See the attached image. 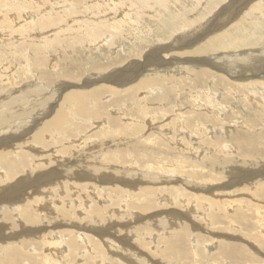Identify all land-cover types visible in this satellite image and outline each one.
Masks as SVG:
<instances>
[{
  "label": "rangeland",
  "instance_id": "rangeland-1",
  "mask_svg": "<svg viewBox=\"0 0 264 264\" xmlns=\"http://www.w3.org/2000/svg\"><path fill=\"white\" fill-rule=\"evenodd\" d=\"M95 1L97 2V0H0V36H2V39H0V100H2L4 96H8V98L20 97L23 93L31 90L33 93L27 94H32L33 96L30 97V99H25V101L27 104L34 105H30L28 109L24 110L17 109V112L21 114L31 109V113H29L38 118L32 123L28 122L25 124L24 129L21 127L12 130V132L5 130L10 125L0 127V144L2 143L0 152H3L2 155H5L0 157V188H5L6 192L10 193L12 190L11 187H9L11 180L13 181L14 179L15 181L18 176L22 179V176L25 175L26 180L38 171L48 172L51 170L50 172L53 173V180L57 182H50L51 185L47 184L48 186H40V184H38V193H35V195H33L34 192L32 190L34 186H32V188L25 187L26 192L29 191L26 197H30L26 198V200L30 204L27 203V201H24V204L22 203L19 206L11 204V202L22 195V193L18 191L15 192L14 198L8 197L4 201L3 197L0 201V214L2 215L0 223L2 222L7 225L4 235L9 238L10 236L14 237L15 235L16 237L20 235V233H25L19 236L15 243H10L13 247L9 249V255H14L15 251H22L24 253V255L17 254L18 261L16 264H32L31 260L41 259L38 254L41 257L48 254V257L50 256L49 258L53 260L54 264H63L64 261H66L67 264H101L102 262V264H127L128 261L126 256H130V252H137L142 255L146 254V258L150 259H152L157 252L159 256L154 257V261L160 262V259H163V262L170 263L172 261V264H264V257H261L259 253L262 252L264 254V197H262L264 196V193H262V190H264V179L263 183L261 182L260 184H256V181L253 182L252 179L254 178L249 182L244 179L240 180V172H238V170H241V168L239 166V168L233 169L231 173H226L223 176H219L220 174H218L215 177L209 174L210 172H207L208 170L206 168L190 167L195 161L198 162L200 166L203 165V167L211 166V162L215 163L217 159L212 158L207 152H204V154L197 152L204 151L206 147H212L210 149L216 150V147L218 148L219 146L217 144L219 143L231 144L232 152L229 151L226 153L217 149V154L229 158L237 157L243 160V156H246L245 154L247 152L241 151L239 147L240 143H238L240 139L236 138L238 134L240 136L249 134L252 135L253 138L255 137V141L250 142V144L255 145L260 143V151L263 155L264 97L262 94L258 93V91L253 89V91H249L247 87H238L237 89V86L229 80L230 78L222 81L224 72L220 73L216 69H213L215 70L213 71L211 65L207 66V64H205L207 66L206 68L214 73L212 76L203 68L202 70L205 71L204 75L205 73L206 75L202 76V78L196 77V79H193L197 72L195 69H189L183 72H171L169 74L172 76H168L171 79L166 78L165 81L160 79V87H155L153 92L149 90L150 92L148 93H144V90L141 89L127 93L128 90L125 91L123 87L121 88L117 85L119 89L118 95H116V101L113 100L115 99L114 96L108 97L107 94L101 96L103 105L99 110V116L86 118L78 115L79 113L77 112L75 113L76 115H73V107H71L70 104L64 105L63 101V96L68 93V91L72 89L74 91L84 90L85 92L92 91L99 87V85H106L105 87H110L111 84L114 85V82L110 83L106 80L102 85L101 83L93 85L90 90H87L88 86H84L85 84H90L91 78L97 77V80L106 79L110 70L124 67L125 64H128L130 61H137L140 63L145 61L148 58L147 53L150 50V58L154 56V53H156V55L160 54L158 60L164 57L169 58L166 56L165 52L162 53L160 51L158 44L168 41L172 42L173 38L177 36L179 32V29L178 31L174 30L179 26L177 21L174 20L175 22L173 25L168 23L167 18L158 19L156 14L154 13V15L150 9H143L145 7L138 8L133 0H104V3H101L99 7L95 6ZM180 1L181 0H178L177 2ZM183 1L188 3L192 0ZM193 1L198 3L194 6L195 10L188 8V10L185 9L181 13V18L184 17L189 20V25L187 27L189 28L188 30L191 29L189 34L192 30L200 28L201 26L199 25L213 18L212 23L215 24L213 30H226L227 32L225 31L224 33L226 35L236 34V36L244 35L242 37H245V35H249V33H254V27H257L256 33L259 34V40L255 38V43L257 45L242 46L241 48L238 46L239 49H231L234 51H232L233 54H239L242 49L256 51L262 47L264 43V27L262 29L261 26H263L264 22L259 14L250 15L257 18H253V20L259 21L257 26H240L239 28L236 26V29L235 26H233L236 22L240 24L238 21H244L245 24L250 21V19L244 20L245 16L239 14L242 10L237 14L234 13V10L237 11V7H243L242 0H223L218 4V0ZM177 2L174 3L177 4ZM206 2H208L209 5ZM210 2L218 6L212 7L214 5ZM92 4L95 7H93ZM228 4L232 5H230L227 10H222V6H228ZM198 10L199 13L196 14ZM12 19H14L15 22ZM178 19L179 18L176 20ZM16 22L19 23L16 24ZM212 23H209L210 26H212ZM97 25L104 26H100L96 34L90 36L91 33L89 32L96 28ZM196 25L199 27L196 28ZM18 26L21 27L19 28ZM113 26H116V28ZM183 28L186 27H182V30H184ZM187 28L185 30H187ZM223 28L225 30H223ZM235 31L237 33H235ZM139 32L141 33L138 34ZM5 33L8 34V37ZM110 49H113L114 52ZM184 50L176 52V55L191 51ZM133 51L136 52V55H133ZM205 57L213 58L210 57L209 53H206ZM261 60L263 59L261 58ZM141 64H145L146 66V62ZM24 67H26V69L28 68L27 71ZM178 74L179 76L182 75L181 77L186 76V81L179 80ZM224 74L228 77V74ZM230 75L233 76L234 74ZM114 76L119 79L118 74L110 75L111 78L113 77V79L117 81V78H114ZM225 76L223 79H225ZM128 79L129 78H126L125 83H127ZM224 82H227V84ZM61 83L64 84L60 87ZM69 84H76L77 86L69 87ZM36 85H40V89H38ZM231 87L236 90V92L234 91L235 93L232 91L234 94H231ZM24 89H28V91L23 92ZM18 100L17 102L20 103ZM36 100L43 101L41 105L38 106L35 105L38 104ZM7 101L8 99L5 104ZM29 101L31 102L29 103ZM90 106L99 107L97 101L91 102ZM57 110H61V113H63V115H61V121L62 119H66L62 121L64 122V132H60L61 129H58V125L53 124L54 126L50 125L47 128L48 131L47 129L44 130L45 134L43 133V138H41V140L32 139L31 135L37 132L42 124L50 119L52 115H55L54 112ZM23 117L24 116H19V119ZM176 118L183 123H178L179 128L183 127L182 130H180L181 128L175 129ZM200 120L203 122L202 125ZM137 123L142 125V130L140 126L137 127ZM15 124L13 127L16 126ZM115 124L117 128L116 133L107 135V129L109 127L114 129L113 126ZM198 127L199 129H195ZM133 128H135L137 132ZM174 129L176 131L178 130L181 134L184 133V136L187 134L185 137L188 139L194 136L195 141L193 142L196 144H189L186 138L184 140H187L186 142L183 141L180 144L175 143L176 139L171 137L173 134L171 135L170 132ZM4 130L5 132H3ZM189 130L192 133H189ZM130 132H133V134H130ZM165 135H167V137L170 135V137L167 138ZM118 140L133 143L132 145H134V148L137 140L140 142L139 144L142 143V145L135 154L133 153L134 150H121L116 152V162H114V165L116 164L115 166L120 168L119 170H122V168H130L133 172V178L132 175L126 176L129 172V170L126 169L123 175H121V182H113L116 187H114L115 185L111 186V183L99 185L93 177H82V179L77 176H69L66 177V179L64 177L65 175H58L54 170V168L57 169L62 161H72L76 159L75 164L79 166H84L88 162L97 164L95 156L88 153L89 149L99 142L103 145L105 142L112 143V141L117 142ZM151 142L154 143V147L164 148L168 153L162 154L161 156L157 154L154 156H152V154L147 155L145 150L150 146ZM181 144L185 145L182 146ZM189 148L195 151L191 159L189 157L184 158V156L189 155ZM174 153L177 154L179 158H175L176 155ZM261 153L255 154L254 158L251 160L255 161L259 158V163L261 160L264 162ZM181 154H184V156ZM108 156L109 158H115L109 153ZM180 159L183 161L185 167L181 166ZM19 160L21 163L17 162ZM14 162L18 164H14ZM4 163L9 166H13L14 164L12 171L17 178L15 176L10 178L11 175L8 174L9 169L6 170L3 166ZM106 164L112 165L113 163L108 161ZM215 165L216 164H214V166ZM171 168L176 171L172 172V170H170ZM260 168L264 172V166L262 165ZM14 169L16 170L14 171ZM190 169L197 170L199 174L190 171ZM222 170L223 168L214 171ZM248 170L251 172L250 169ZM261 170L257 169L253 171L252 174ZM149 172H155L158 175H174V177L167 179L166 177L160 178L159 176L157 181L152 183V181H145L149 179L145 177ZM250 175L248 174L247 176L250 177ZM181 178L187 179L188 181L191 180L192 183L195 182V184L196 181H201L203 184L211 186L210 188L204 189L198 188L195 191ZM159 179L163 181V183ZM40 181L44 180L38 178L34 180V183ZM130 181H132V183ZM127 184L131 185L130 188L126 186ZM143 187L147 188L146 194L144 191L141 192ZM157 187L160 189H157ZM175 187L178 191L175 190ZM124 188L130 191L131 194L123 191ZM213 191L217 192V196L214 199L216 202H208L209 204L207 203V205H205L207 206V210H205L201 207V202L197 200L198 198L202 199L201 196L207 197V199L211 198V193ZM125 192L130 194V196L124 194L126 200L123 199V193ZM259 193L260 198L257 196ZM137 196L142 200V203L146 201L144 204L148 201V208H150V203L152 202L151 208L142 212L135 207L134 203L139 201V199L136 200ZM31 201H33L35 205L32 204L33 202L31 203ZM187 201L189 202L187 203ZM219 202L224 204L230 202L231 205L223 206V204L219 205ZM45 203L47 205H45ZM20 207H22V209L25 207V210L19 209ZM94 207L96 209H94ZM189 207L192 210L189 213H185L188 211ZM44 208L45 210H43ZM50 208L52 209L50 210L51 213L60 215H62L61 210H65L63 211L65 217L56 216L53 220L52 227L49 225L51 224L49 219L44 217L46 209ZM71 209L73 210L71 211ZM17 210L21 211L17 212ZM124 210H127L128 213L130 212V214L125 215L123 212ZM27 211L31 215L39 213L43 216L45 222H35L31 218H26L27 215V217L30 216ZM2 212L9 213L10 218L4 217ZM104 213L110 216L113 221L105 219V224L99 225L103 216H106ZM183 213L185 215H183ZM70 215L72 217H70ZM82 218L84 221L81 220ZM191 219L197 223L196 226H193V229L189 225ZM86 221L92 223L93 226H86ZM80 222H84L81 224L82 227L80 226ZM186 225H189V227ZM33 229L42 231V234L46 232L50 237H55V246L52 247L51 244H43L40 242L42 238L36 236L37 234H34L35 231ZM76 231L78 235H76ZM139 231H141V233ZM227 235H234L238 238L231 239L227 237ZM197 236H199V239H197ZM1 237L7 240L5 236L2 235ZM225 237H227L226 239L229 241L226 240ZM74 239L76 244L88 247L91 253L85 254L83 260L74 258L75 261L73 259L72 263L68 261L67 257H69L68 249L76 246L73 241ZM59 240L62 241L58 242ZM166 240L175 242L176 246L170 247L166 245ZM67 241L69 242L66 245ZM180 241L183 243L182 247L184 250L179 247ZM226 241L241 247L245 251L246 256L240 258L220 256V254H218L219 247L222 248L224 246L223 243ZM36 242L39 243L35 245L32 244ZM103 243L104 246L108 248H105ZM64 244L66 246H64ZM248 244L251 246L249 247ZM123 246H125V248ZM50 247L53 249L58 247V250H47ZM112 251L114 255H119V258L115 257ZM167 251L171 252L174 257L162 256L161 252L165 253ZM79 254H82V251H79ZM181 254L182 256L179 259L175 258V255ZM33 255L34 258H32ZM247 256L248 258H246ZM143 258L144 257L138 259V261L134 260L131 264H144L141 262ZM9 262L12 261L9 260ZM43 262L42 260V264H44Z\"/></svg>",
  "mask_w": 264,
  "mask_h": 264
},
{
  "label": "bare ground",
  "instance_id": "bare-ground-1",
  "mask_svg": "<svg viewBox=\"0 0 264 264\" xmlns=\"http://www.w3.org/2000/svg\"><path fill=\"white\" fill-rule=\"evenodd\" d=\"M28 1H30V0H28ZM178 0H176V1H174V0H133V2H134V4L138 7V8H143V7H145V8H143V9H146V8H148V9H150L151 10V12L154 14H156V17L158 18V19H161V18H167V20H168V23H170V24H173L175 21H177L178 23H179V26L176 28V26H175V28L176 29H174V30H177L178 31V29H179V32L177 33V36H175L174 38H173V41L172 42H170V41H168V42H163V43H161V44H158L159 46H158V48L160 49V51L163 53V52H165V54H166V56L167 57H169V58H166V57H164V58H161V60L159 59L158 60V58H160V54H157L156 55V53H154L153 55L154 56H151L152 58H150L149 57V54H150V51L147 53V59L145 60V61H143V62H141V63H145L146 62V66H145V64L144 65H142L140 62H137V61H130L128 64L126 63L125 64V66L124 67H121V68H115V69H113V70H110L109 71V75H108V77H106V79H101V80H97L96 78H91L90 79V84H85L84 86L85 87H87L88 86V88H87V90H90L91 89V87L93 86V85H96V84H100L101 83V85L104 83V81H108V82H110V83H112V82H114V85H112L111 84V86L109 87V86H107V87H105L106 85H104V86H100L99 85V87H97V88H95V89H93L92 91H85L84 92V90L83 91H80V90H72L71 89V91H68V93H64L65 95L63 96V101H64V105H69L70 104V106L71 107H73V115L77 112V113H79L78 115H81L82 117L84 116V117H86V118H92V117H96V116H99V110H100V108L102 107V105H103V103H102V95H104V94H107V96L109 97V96H114L115 97V99H113V100H115L116 101V95H118V89H119V87L118 86H120L121 88L123 87L124 88V90L126 91V90H128L127 91V93H130V92H134V91H137V90H144V93H148V92H150L149 90H151V92H153V89L155 88V87H160V82H161V80L160 79H162L163 81H165V79L166 78H169L170 76H172L171 74H169V73H171V72H183V71H187V70H193V69H195L196 71H192V72H196V74H195V77H193V79H196V77H201L202 78V76H205L206 75V73H205V75H204V72L206 71V72H208L211 76L214 74V73H212L211 72V70L210 69H208V68H206L208 65H211L213 68H211L212 70L213 69H216L217 71H219L220 73L221 72H224V73H226V74H228L227 76L228 77H226L225 76V74L223 73V75L225 76V79H223L224 78V76H223V78H222V81L223 80H226L227 78H230L229 80H231L236 86H237V89H238V87H241V88H248L249 89V91H253V90H255V91H258V93H260V94H262V96L264 97V43L262 44V47H260V49L259 50H241V52H239V54L237 53V54H233L232 53V51L233 50H231V49H236V48H238L239 49V47L238 46H240V48L242 47V46H252V45H254V44H256L255 43V38H258V40H259V37H258V35L259 34H257L256 32H257V27H254L255 29L253 30V32L254 33H249V35H245V37H242V36H244V35H242V36H236V34L235 35H226V34H224L225 33V29L223 28V30H225V31H222L221 29H219L218 31H214L213 30V27H214V23H212V20H213V18H211V19H208L205 23H203V24H201V25H199V26H201L200 28H198L199 26H197L196 25V28H198V29H195V30H192V32L189 34V32H190V30H188L189 28H187L188 27V25H189V20L188 19H186V18H181V13H182V11L183 10H185V9H187L188 10V8H190V9H194V6H196L198 3H195L193 0L191 1V2H184L183 0H181L180 2H177ZM223 0H218L217 1V4L218 3H221ZM234 1H236V0H234ZM39 2V1H38ZM96 2V1H95ZM174 2H177V4H175ZM242 2H243V7H237V11L236 10H234V13L235 14H237L238 12H240L241 10V13H239V14H241V15H243V16H245V19L244 20H246V19H250V21H248V23H246L245 24V22L244 21H238V22H240V24L239 23H237L236 22V24H233V26H235V29H236V26H238L237 28H239L240 26H257V23H259V21H257V20H253V18H256V17H252V16H250L251 14L253 15V14H259V16H261L262 17V21L264 22V0H242ZM2 3V2H1ZM34 3H35V1H34ZM101 3H104V0H97V2L95 3V6L96 7H99V5L101 4ZM170 3H171V5H170ZM206 3H208V2H206ZM211 4L213 3V2H210ZM32 4H33V1H32ZM94 4V3H93ZM92 4V5H93ZM217 4H214L213 3V5L214 6H212V7H215V6H218ZM242 4V3H241ZM35 5V4H34ZM208 5H209V3H208ZM220 5V4H219ZM230 5H232V4H230ZM229 4H228V6L226 5V6H222V10L223 9H225V10H227L228 8H229V6H230ZM33 6V5H32ZM94 5H93V7H95ZM126 6H127V4H126ZM142 6V7H141ZM6 7V6H5ZM35 7V6H34ZM200 8V7H199ZM247 8H248V10H247ZM104 9V8H103ZM195 10V9H194ZM193 10V11H194ZM91 11V10H90ZM192 11V10H191ZM220 11V10H219ZM30 12V11H29ZM150 12V11H149ZM185 12H187V11H185ZM197 13L196 14H198L199 13V10L198 11H196ZM154 14V15H155ZM234 14V15H235ZM30 15V14H29ZM132 15V14H131ZM215 15V14H214ZM213 15V16H214ZM232 15V14H231ZM30 16H33V15H30ZM94 16V15H93ZM108 16V15H107ZM236 16V15H235ZM256 16H258V15H256ZM156 17H155V19H156ZM8 18H9V16H8ZM7 18V19H8ZM12 18V17H11ZM31 18V17H30ZM95 18V17H94ZM177 18H179L178 20H176ZM209 18V17H208ZM1 19V18H0ZM31 19H33V18H31ZM90 19V18H89ZM110 19V18H109ZM193 19V18H192ZM191 19V20H192ZM230 19V18H229ZM257 19V18H256ZM258 19L261 21V19L258 17ZM6 20V19H5ZM13 21H14V19H12ZM94 20V19H93ZM111 20V19H110ZM175 20V21H174ZM194 20V19H193ZM201 20V19H200ZM220 20V19H219ZM197 21V20H196ZM198 21H199V19H198ZM231 21V20H230ZM15 22V21H14ZM45 22V21H44ZM100 22V21H99ZM103 22V21H102ZM194 22V21H193ZM212 23V26H210V24L209 23ZM247 22V21H246ZM17 23H19V22H16V24ZM125 23V22H124ZM190 23H191V21H190ZM207 24H209L208 26H206ZM20 25V24H19ZM174 25V24H173ZM100 26H104V25H97L96 26V28H94V29H92V27H91V31L89 32V33H91L90 34V36H92V34H96V32H97V30H99L100 28ZM221 26H223V25H221ZM225 26H226V24H225ZM259 26H260V24H259ZM11 27V26H10ZM19 28L21 27V26H18ZM84 27V26H83ZM113 27H115L116 28V26H113ZM174 27V26H173ZM182 27H186L187 28V30H185L186 28H183L184 30H182ZM242 27V28H243ZM262 27V29H263V27H264V24H263V26H261ZM68 28V27H67ZM103 28V27H102ZM194 28V27H193ZM182 30V31H181ZM213 30V31H212ZM238 30V29H237ZM241 30V29H240ZM247 30H248V28H247ZM247 30H245V31H247ZM264 30V29H263ZM212 31V32H211ZM227 32V31H226ZM239 32V31H238ZM242 32V31H241ZM100 33V32H99ZM141 32H139L138 34H140ZM208 33V34H207ZM235 33H237L236 31H235ZM243 33V32H242ZM1 34V33H0ZM23 34V33H22ZM228 34V33H227ZM5 35L7 36L8 34H6L5 33ZM15 35V34H14ZM88 35V34H87ZM137 35V34H136ZM176 35V34H175ZM262 35V34H261ZM5 36V37H6ZM89 36V35H88ZM151 36V35H150ZM206 36V37H205ZM2 36H0V39H2L1 38ZM4 37V38H5ZM8 37V36H7ZM6 37V38H7ZM251 37V38H250ZM5 38V39H6ZM20 38V37H19ZM8 39V38H7ZM6 39V40H7ZM17 39H18V37H17ZM24 39V38H23ZM264 39V38H263ZM9 40V39H8ZM89 40V39H88ZM257 40V41H258ZM5 41V40H4ZM262 41V40H261ZM3 42V41H2ZM21 42V41H20ZM23 42V41H22ZM14 43V42H13ZM107 43H108V41H107ZM17 44V43H16ZM20 44V43H19ZM260 44V43H259ZM18 45V44H17ZM257 45V44H256ZM5 47V46H4ZM152 47V46H151ZM253 47H255V46H253ZM157 48V49H158ZM251 48V47H250ZM6 49V48H5ZM191 50V51H189V52H184L185 50ZM228 49H230V50H228ZM253 49V48H252ZM110 50H112L113 51V49H110ZM180 50H184L183 52L184 53H182V54H180L179 53V55H176V52H179ZM223 51V52H216V51ZM111 51V52H112ZM3 52H4V50H3ZM114 52V51H113ZM211 52V53H210ZM234 52V51H233ZM206 53H209L210 54V57H213V58H207V57H205V54ZM185 54H187V55H185ZM199 54H201V55H199ZM133 55H136V52L135 51H133ZM195 55V56H194ZM132 56V55H131ZM27 57V56H26ZM128 57V56H127ZM123 58V57H122ZM126 58V57H125ZM261 58L263 59V60H261ZM212 59H213V61H212ZM4 62V61H3ZM205 64H207V66L205 65ZM134 65V66H133ZM24 66V65H23ZM133 66V67H132ZM97 67V66H96ZM25 68V70L27 71V69H26V67H24ZM92 68V67H91ZM170 68V69H169ZM202 68L205 70V71H203L202 70ZM210 68V67H209ZM104 69V68H103ZM25 71V72H26ZM213 71H215V70H213ZM190 72V71H189ZM173 73V74H174ZM185 73H187V72H185ZM1 74V73H0ZM101 74V73H100ZM103 74V73H102ZM112 74H118L119 75V79L116 77V76H114V78H117V81H116V79H113V77L111 78L110 77V75H112ZM184 74V73H183ZM188 74V73H187ZM230 74H234L233 76H231ZM176 75V74H175ZM99 76V75H98ZM169 76V77H168ZM178 76H179V74H178ZM182 76V75H181ZM181 76H179V80H182V81H186V76H184V77H181ZM209 76V75H208ZM250 76V77H249ZM105 77V76H104ZM126 78H129L128 79V81H127V83H125V81H126ZM232 78H234V79H232ZM87 79V78H86ZM114 81H113V80ZM169 79H171V78H169ZM212 79V78H211ZM130 80H133V81H130ZM213 81V80H212ZM220 81V80H219ZM191 82V81H190ZM224 83H226L227 84V82H224ZM34 84H36V83H34ZM63 84L64 83H61L60 84V87H61V85L63 86ZM66 84V83H65ZM117 87H116V86ZM231 85V84H230ZM37 87H38V89H40V85H36ZM69 87H75V86H77L76 84H74V85H71V84H69L68 85ZM212 86V85H211ZM169 87H170V85H169ZM230 87V86H229ZM147 90H146V89ZM240 88V89H241ZM38 89H37V91H38ZM68 89V88H67ZM253 89V90H252ZM56 90V89H55ZM64 90V89H63ZM25 91H28V89H24L23 90V92H25ZM61 91V90H60ZM65 91V90H64ZM124 91V92H125ZM210 91H211V89H210ZM235 91L236 92V90H234V88L233 87H231V94L233 93V92ZM123 92V91H122ZM230 92V91H229ZM234 92V93H235ZM27 93H33L31 90L30 91H28V92H25V93H23L22 94V96H20V97H9L8 98V96H4V97H2V100H0V127L1 126H9L8 128H6L5 130L6 131H11L12 132V130H14V129H19V128H21L22 127V129H24V125L25 124H27L28 122L30 123H32V122H34L36 119H38V118H36L37 116H32L30 113H31V109H29V110H27V112H24V113H19V112H17V109H22V110H24V109H28L29 107H30V105L32 106V105H34V104H27V102L25 101V99H30V97H32L33 95L32 94H27ZM35 93V92H34ZM233 93V94H234ZM56 94V93H55ZM120 94V93H119ZM147 95V94H146ZM145 95V96H146ZM106 96V97H107ZM1 98V97H0ZM34 98V97H33ZM145 98V97H144ZM143 98V99H144ZM148 98V97H147ZM8 99V101H7V103L5 104V102H6V100ZM19 99V100H18ZM52 99H54V98H52ZM112 99V98H111ZM17 100L18 101H20V103L19 102H17ZM93 100H96L97 101V105L99 106V107H91L90 106V103L91 102H96V101H93ZM159 100V99H158ZM42 101L43 100H36V102H38V104H35V105H41V103H42ZM162 101V100H161ZM31 101H29V103H30ZM33 102V101H32ZM103 102H104V100H103ZM106 102V101H105ZM44 103V102H43ZM50 103V102H49ZM185 103V102H184ZM46 104V103H45ZM43 105V104H42ZM51 105V104H50ZM62 105V104H61ZM93 105V104H92ZM53 106V105H52ZM52 106H51V108H52ZM56 107V106H55ZM210 107V106H209ZM49 108V107H48ZM138 108V107H137ZM140 108V107H139ZM190 108V107H189ZM47 109V108H46ZM177 109V108H176ZM179 109H180V107H179ZM262 110V109H261ZM183 111V110H182ZM208 111V110H207ZM254 111V110H253ZM30 112V113H29ZM32 112H33V110H32ZM63 112V111H62ZM101 112V111H100ZM209 112V111H208ZM55 113V115H52V117L50 118V119H48L46 122H44L43 124H42V126L37 130V132H34L32 135H31V138L32 139H35V140H41V138H43L42 136H43V133L45 132L44 130L45 129H47L50 125H53V124H55V125H58V129H61V131L60 132H62L64 129H63V124H64V122H62L63 120H66V119H62V121H61V115H63V113H61V110H57L56 112H54ZM65 113V112H64ZM196 113H199V112H196ZM204 113V112H203ZM66 114V113H65ZM65 114H64V116H65ZM139 114V113H138ZM141 114H143V113H141ZM208 114V113H207ZM76 115V114H75ZM185 115V114H184ZM19 116H24L22 119H19ZM63 116V117H64ZM183 116V115H182ZM181 116V117H182ZM189 116V115H188ZM192 116V115H191ZM194 116V115H193ZM178 117V116H177ZM65 118V117H64ZM204 119V118H203ZM29 120V121H28ZM44 120V119H43ZM40 121V120H39ZM105 121H106V119H105ZM201 121V120H200ZM260 121V120H259ZM202 122V121H201ZM205 122V121H204ZM16 123V124H15ZM178 123H181L180 122V120L178 119V118H176V124H175V129H178L179 128V124ZM16 125V126H14L13 127V125ZM37 124V123H36ZM99 124V123H98ZM138 124V123H137ZM181 124H183V123H181ZM185 124V123H184ZM203 124V122L201 123V125ZM54 126V125H53ZM52 126V127H53ZM116 126V124L113 126V128L114 129H112V127H109L108 129H107V135H109V134H111V133H116V131H117V128L115 127ZM135 126V125H134ZM137 126V125H136ZM141 127L142 125L139 123L138 124V126L137 127ZM198 126H199V123H198ZM98 127V126H97ZM76 128V127H75ZM181 128V127H180ZM179 128V129H180ZM205 128V127H204ZM255 128V127H254ZM127 129V128H126ZM134 130H135V128H133ZM144 129H145V127H144ZM171 130L170 132H171V137H174L175 139H176V141H175V143H177V144H180L181 142H183L184 140H185V136L187 135V134H185V136H184V133L183 134H181L178 130L176 131V130ZM183 129V127L180 129V130H182ZM185 129V128H184ZM195 129H199V127L198 128H195ZM221 129V128H220ZM5 130L3 131V132H5ZM121 130H125V129H121ZM141 130H142V127H141ZM47 131H48V129H47ZM110 131V132H109ZM132 131V130H131ZM136 131V130H135ZM2 132V133H3ZM64 132V131H63ZM134 132V131H133ZM133 132H130V134H133ZM137 132V131H136ZM168 132V131H167ZM166 132V133H167ZM191 131L189 130V133H190ZM1 133V134H2ZM7 133V132H6ZM17 133V132H16ZM19 133V132H18ZM24 133V132H23ZM23 133H21V134H23ZM146 133V132H145ZM153 133V132H152ZM164 133V132H163ZM165 133V134H166ZM192 133V132H191ZM251 133V132H250ZM8 134V133H7ZM45 134V133H44ZM106 134V133H105ZM170 134V133H169ZM194 134V133H193ZM243 134H244V132H243ZM6 135V134H5ZM192 135V134H191ZM1 136V135H0ZM19 136V135H18ZM145 136V135H144ZM166 137H167V135H165ZM13 137V136H12ZM12 137H10V138H12ZM169 137H170V135H169ZM169 137H167V138H169ZM6 138H8V137H6ZM191 139H188V138H186L187 140V142L189 143V144H192V143H194L193 141H195V137L193 136H191L190 137ZM235 138V137H234ZM236 138H239L240 139V141L238 142V143H240L239 144V147L241 148V151L243 150V151H245V152H247L245 155L246 156H243L244 157V159L242 160L241 158H237V157H224V156H220L219 154H217L216 153V150L217 149H220V150H222L221 152H226V153H228L229 151H231L232 152V146H231V144H228V143H224V144H217V145H219L218 146V148L216 147V150L214 149H210V148H212V147H210V148H208V147H206L205 149H204V151H201V152H197V153H203L204 154V152H207L208 154H210V156L212 157V158H216V159H214V160H216V162L215 163H212L211 162V166H207V167H203V165L202 166H200V164L198 163V162H193V164H191V168H206L208 171L207 172H210L209 174H212V175H214V177L216 176V175H218V174H220L219 176H223V175H225L226 173H231V171L233 170V169H237V168H241V170H238V172H240V174H239V178H240V180H242V179H244L245 181H250L252 178H254V179H252V181L253 182H255L256 184H260L261 182L263 183V179H264V172L261 170V166L263 165L264 166V162L262 163L261 161H260V163H259V158H257V160H255V161H253V160H251L252 158H254V155L255 154H257V153H261V149H260V143H257V144H255V145H251L250 144V142H254L255 140H254V138H253V136L252 135H249V134H247V135H244V136H240L239 134L238 135H236ZM9 139V138H8ZM14 139V138H13ZM2 141V140H1ZM111 141V140H110ZM186 141H184V142H186ZM222 142H223V140H222ZM140 142L137 140L136 141V145H135V148H134V145H132L133 143H130V142H127V141H121V140H118L117 142L116 141H112V143H106L105 142V144H101L100 142L99 143H96L91 149H89V151H88V153L89 154H93L94 156H95V158H96V161H97V164L96 163H87V164H85L84 166H79L78 164H75L76 163V160H72V161H62V163H60L59 164V166L57 167V169H55L54 168V170H55V172L56 173H58V175L60 174V175H65L64 177L66 178V177H71V176H77V177H83V178H88V177H93L94 178V180H96L98 183H99V185H102L103 183H111L110 185L111 186H113V185H115V183H113V182H121V179H122V176L121 175H123V173L126 171V169L127 170H129V172L126 174V176L127 175H132L133 174V172L131 171V169L130 168H122V170H119L120 168H118V167H116L115 165H114V162H116V152H119V151H121V150H129V151H133V153L135 154L137 151H138V149L140 148V146L142 145V143L141 144H139ZM217 143V142H216ZM11 144V143H10ZM129 144V145H128ZM154 143L153 142H151V144H150V146L149 147H147L146 148V150H145V152H147V155L148 154H152V156H154V155H158V156H161L162 154H166V153H168V152H166L165 150H164V148L162 149L161 147H159V148H156V147H154V145H153ZM194 144H196V143H194ZM7 145H9V144H7ZM182 146L183 145H185V144H181ZM2 146V143L0 144V147ZM242 147H244V148H242ZM190 150V153H189V155L188 156H184V154H181V155H183L184 156V158H187V157H189L190 159L193 157V155L192 154H194L195 153V151H193V150H191V148H189ZM210 149V150H209ZM248 149V150H247ZM251 149V150H250ZM171 150V149H170ZM206 150V151H205ZM83 152V151H82ZM230 152V153H231ZM5 153V152H4ZM79 153H81V152H79ZM108 153L109 154H111L112 156H114L115 158H109V156H108ZM132 153V154H133ZM229 153V154H230ZM3 154V152H0V157L1 156H5V155H2ZM172 154V153H171ZM175 154V153H174ZM206 154V153H205ZM85 155H86V153H85ZM176 155V157L175 158H179L178 156H177V154H175ZM225 155V154H224ZM261 155H262V153H261ZM108 156V157H107ZM132 156V155H131ZM183 156H182V158H183ZM263 156V158H264V154L262 155ZM76 157H77V155H76ZM80 157V156H79ZM89 157V156H88ZM104 157V158H103ZM107 157V158H106ZM256 157H257V155H256ZM255 157V158H256ZM82 158V157H81ZM90 158V157H89ZM103 158V159H102ZM93 160V159H92ZM194 160V159H193ZM108 161H111L113 164L112 165H107L106 164V162H108ZM174 161V160H173ZM173 161H172V163H173ZM17 162H19V163H21V161L19 160V161H17ZM17 162H14V164H18ZM81 162V161H80ZM180 162H181V166L182 167H185V165H183L184 163H183V161L180 159ZM0 163H1V160H0ZM7 163V162H6ZM6 163H4L3 164V166L6 168V170L7 169H9L8 170V174L9 175H11L10 176V178L11 177H14L15 175V173L12 171V169H13V166H14V164H13V166H9V165H6ZM166 163V162H165ZM226 163V164H225ZM259 163V164H258ZM9 164V163H8ZM214 164H216L215 166H214ZM225 164V165H224ZM23 165V164H22ZM176 165V164H175ZM180 165V164H179ZM18 166V165H17ZM200 166V167H199ZM239 166V167H238ZM19 167V166H18ZM162 167H164V166H162ZM258 167V168H257ZM16 168V167H15ZM21 168V167H20ZM177 168V167H176ZM221 168H223V170L222 171H214V170H218V169H221ZM17 169V168H16ZM16 169H14V171L16 170ZM248 169H250L251 170V172L248 170ZM257 169H260L261 171H259V172H254L253 174H252V172L253 171H255V170H257ZM170 170H172V172L173 171H176V170H173V168H171ZM51 171V170H50ZM50 171H46V172H40V171H38L36 174H34V175H32V176H30V177H28L26 180H25V178H26V175L25 176H22V179H20L19 178V176H18V178L17 179H15V181H14V179H13V181L11 180V184H10V186L9 187H11V191H10V193H7L6 192V189L5 188H3L2 189V187L0 188V201L2 200V198L4 197V201L9 197V198H14L15 197V192L16 191H18L19 193H22V195L18 198V199H16V200H14L13 202H11V204H14V205H17V206H19L20 204H22L24 201H27L26 200V198H29L30 196H28V197H26L29 193H27V192H29V191H27L26 192V189H25V187H31L32 188V186H34L33 188H32V190H33V195H35V193H38V184H40V186H45V185H47V184H50V182H54V183H57L55 180H53V173L52 172H50ZM190 171H193L194 173H196V174H199V172L197 171V170H195V169H190ZM201 171V170H200ZM262 173V174H261ZM146 174V173H145ZM202 174V173H201ZM250 175V174H252V175H250V177H248L247 175ZM57 176V175H56ZM159 176H160V178L161 177H166L167 179L168 178H172V177H174V175H168V174H166V175H162V174H156L155 172H153V173H151V172H149L148 174H146V178H149V179H146L145 181H152V183L153 182H155V181H157V179L159 178ZM259 176V177H258ZM4 177V176H3ZM63 177V178H64ZM231 177V176H230ZM256 177V178H255ZM38 178H41V179H43L44 181H40V182H36V183H34V180H36V179H38ZM58 178H59V176H58ZM62 178V179H63ZM82 178V179H83ZM132 178H133V175H132ZM165 178V179H166ZM235 178V177H234ZM248 178V179H247ZM9 179H6V180H9ZM67 179V178H66ZM166 179V180H167ZM181 179H183V181L184 182H186V183H188V186H190L191 188H193L195 191H196V189H204V188H210V186L211 185H207V184H203L201 181H196V184H195V182H193L192 183V181L190 182V181H188L187 179H184V178H181ZM214 179V178H213ZM2 180H3V178H2ZM160 180V179H159ZM162 180H163V178H162ZM243 180V181H244ZM95 181V182H96ZM161 181V180H160ZM164 181V180H163ZM163 181H161L162 183H163ZM62 182V181H61ZM131 183H132V181H130ZM161 182H159V183H161ZM166 182V181H165ZM60 183V182H59ZM90 183V182H89ZM88 183V184H89ZM157 183V182H156ZM93 184V183H92ZM91 184V185H92ZM124 184V183H123ZM254 184V183H253ZM51 185V184H50ZM96 185V184H95ZM94 185V186H95ZM136 185V184H135ZM152 185V184H151ZM204 185V186H203ZM228 185V184H227ZM7 186V185H6ZM48 186V185H47ZM63 186V185H62ZM126 186H128L129 188H130V184H127ZM156 186H158V185H156ZM160 186V185H159ZM264 186V185H263ZM114 187H116V185L114 186ZM214 187V186H213ZM48 188V187H47ZM51 188V187H50ZM138 188V187H137ZM225 188V187H224ZM230 188H231V186H230ZM9 189V188H8ZM19 189V190H18ZM52 189V188H51ZM97 189V188H96ZM157 189H160V188H158L157 187ZM179 189V188H178ZM257 189V188H256ZM264 189V188H263ZM29 190H31V189H29ZM37 190V191H36ZM47 190V189H46ZM175 190H177V188L175 187ZM123 191H126V192H129L130 194H131V192L130 191H127L126 190V188H124L123 189ZM139 191V190H138ZM145 192V194H146V192H147V188L146 187H143L142 188V190H141V192ZM155 191V190H154ZM157 191V190H156ZM178 191V190H177ZM206 191V190H205ZM263 192L262 193H264V190H262ZM53 192V191H52ZM123 193V199H125L126 200V198H124V194H128L129 196H130V194L129 193ZM175 192V191H174ZM43 193H45V192H43ZM133 193V192H132ZM217 192H215V191H213L212 193H211V198H213V199H211V198H208L207 199V197H204V196H201L202 197V199H200V198H198V200L197 201H200L199 203L200 204H202L201 205V207L202 208H204L205 210H207V206H205V205H207V203L208 202H212V203H215L216 201H214V199H215V197L217 196V194H216ZM134 194V193H133ZM196 194V193H195ZM93 195H95V194H93ZM254 195V194H253ZM257 195V194H256ZM260 195V193L257 195V196H259ZM45 196V195H44ZM47 196V195H46ZM132 196V195H131ZM60 197V196H59ZM143 197V196H142ZM141 197V198H142ZM146 197V196H145ZM197 197V196H196ZM204 197V198H203ZM249 197V196H248ZM262 197H264V196H262ZM42 198V197H41ZM136 198V197H135ZM164 198V197H163ZM259 198H260V196H259ZM37 199V198H36ZM65 199V198H64ZM123 199H121V200H123ZM139 199V201H137V202H135L134 203V206L135 207H137L139 210H141L142 212L143 211H146V210H149L150 208H151V206H152V202L150 203V208H148V201H147V203L146 204H144L146 201H144V203H142V200L139 198V196H137V199L136 200H138ZM146 199V198H145ZM197 199V198H196ZM29 200V199H28ZM38 200V199H37ZM70 200V199H69ZM89 200V199H88ZM149 200V199H148ZM46 201V200H45ZM196 201V200H195ZM196 201V202H197ZM203 201V202H202ZM33 201H31V203H32ZM36 202V201H35ZM38 202V201H37ZM56 202V201H55ZM65 202H66V200H65ZM123 202V201H122ZM189 201H187V203H188ZM2 203V202H1ZM27 203H29L28 201H27ZM27 203H25V204H27ZM60 203V202H59ZM73 203V202H72ZM71 203V204H72ZM10 204V205H11ZM24 204V203H23ZM30 204V203H29ZM32 204H34L35 205V203L33 202ZM37 204V203H36ZM44 204V203H43ZM47 204H48V201H47ZM46 203H45V205H47ZM50 204V203H49ZM70 204V203H69ZM125 204V203H124ZM144 204V205H143ZM209 204V203H208ZM219 205L220 204H223V206H229V205H231V203L230 202H228V203H218ZM76 205H78V204H76ZM88 205V204H87ZM25 206V205H24ZM69 206V205H68ZM71 206H73V205H71ZM89 206H90V204H89ZM26 207V206H25ZM25 207L22 209V207H20L19 209H22L23 211L25 210ZM51 207V206H50ZM53 207V206H52ZM70 207V206H69ZM186 207V206H185ZM206 207V208H205ZM29 208V207H28ZM28 208H26V209H28ZM34 208H36V207H34ZM37 208H39V207H37ZM65 208V207H64ZM71 208V207H70ZM81 208V207H80ZM126 208V207H125ZM190 208V207H189ZM188 208V211L187 212H185V213H189L192 209L190 208L189 209ZM69 209V208H68ZM74 209V208H73ZM73 209H71V211L73 210ZM75 209H78V208H75ZM92 209V208H91ZM94 209H96L95 207H94ZM131 209V208H130ZM133 209V208H132ZM157 209V208H156ZM204 209H202V210H204ZM31 210V209H30ZM43 210H45V208L43 209ZM50 210H52L51 208L50 209H46V211H45V215H44V217L45 218H48L49 219V222L51 223V224H49L50 225V227H52L53 226V220L55 219V217L56 216H61V217H65L64 216V212L63 211H65V210H61V213H62V215H60V214H56V213H51V211ZM80 210V209H79ZM9 211V210H8ZM12 211H14V210H12ZM21 211V210H20ZM19 210H17V212H20ZM29 211V210H28ZM27 211V212H28ZM69 211V210H68ZM11 212V211H10ZM15 212V211H14ZM30 212V211H29ZM28 212V214L30 215L29 217H27L26 216V218H31L32 220H34L35 222H43L44 220V218H43V216H41L39 213L38 214H36V215H31L30 213ZM124 212V214L125 215H129L130 214V212L128 213V211L127 210H124L123 211ZM203 212V211H202ZM205 212V211H204ZM3 213V216L4 217H6V218H10V216H9V213H4V212H2ZM16 213V212H15ZM37 213V212H36ZM41 213H42V211H41ZM64 213V214H63ZM83 213V212H82ZM85 213V212H84ZM94 213V212H93ZM114 213V212H113ZM134 214V213H133ZM19 215V214H18ZM104 215H106V213H104ZM132 215V214H131ZM136 215V214H135ZM163 215V214H162ZM183 215H185L184 213H183ZM138 216V215H137ZM136 216V217H137ZM143 216V215H142ZM2 217V215L0 214V218ZM19 217H21V216H19ZM23 217V216H22ZM70 217H72L71 215H70ZM184 217V216H183ZM199 217V216H198ZM213 217V216H212ZM215 217V216H214ZM131 218V217H130ZM135 218V217H134ZM28 219V220H29ZM105 219H109V221L110 220H112L111 219V217L110 216H103V218L100 220V222H99V225H102V224H105ZM124 219V218H123ZM4 220V219H3ZM46 220V219H45ZM70 220V219H69ZM73 220V219H72ZM81 220H83V218L81 219ZM2 221V220H1ZM26 221V220H25ZM84 221V220H83ZM113 221V220H112ZM140 221V220H139ZM187 221V220H186ZM191 221V223L189 224L190 225V227L193 229V226H196V222L194 221V220H190ZM27 222V221H26ZM45 222V221H44ZM48 222V221H47ZM79 222V221H78ZM87 222V221H86ZM127 222H129V221H127ZM75 223V222H74ZM84 223V222H83ZM82 222H80V226H81V224H83ZM124 223V222H123ZM203 223V222H202ZM261 223H263V222H261ZM19 224V223H18ZM24 224V223H23ZM31 224V223H30ZM77 224V223H76ZM110 224V223H109ZM122 224V223H121ZM201 224V223H200ZM36 225V224H35ZM70 225V224H69ZM85 225V224H84ZM116 225H117V223H116ZM189 225H186V226H188L189 227ZM264 225V224H263ZM12 226V225H11ZM71 226V225H70ZM86 226H93V224L92 223H88L87 222V224H86ZM6 227H7V225L6 224H4V223H0V235L2 236H5L6 237V235H4V233H5V229H6ZM13 227V226H12ZM82 227V226H81ZM206 227V226H205ZM42 228V227H41ZM75 228V227H74ZM85 228V227H84ZM199 228V227H198ZM36 229V228H35ZM35 229H33L35 232H34V234H37L36 236H40L41 238H42V241H40V242H42L43 244H51L52 245V247L53 246H55V237H50V236H48L47 234H46V232L44 233V234H42V231H39V230H35ZM44 230H45V228H44ZM107 230V229H106ZM141 230V229H140ZM202 230V229H201ZM46 231V230H45ZM21 232V231H20ZM80 232H81V229H80ZM105 232V231H104ZM134 232V231H133ZM140 233H141V231H139ZM204 232V231H203ZM206 232V231H205ZM8 233V232H7ZM31 233V232H30ZM29 233V234H30ZM222 233V232H221ZM25 234V233H24ZM24 234H22V233H20V235H17L16 237H15V235H14V237H9V238H7V240L6 239H4L3 237H1L0 236V264H16L17 263V261H18V257H17V254H21V255H24V253L22 252V251H19V252H16L15 251V254L14 255H9V249L11 248L12 249V245L10 244V243H15L16 241H17V239L19 238V236H22V235H24ZM82 234H84V233H82ZM86 234V233H85ZM76 235H78V233H77V231H76ZM79 235H80V233H79ZM104 235V234H103ZM260 235V234H259ZM13 236V235H12ZM219 236V235H218ZM264 236V235H263ZM262 236V237H263ZM24 237V236H23ZM198 238L197 239H199V236H197ZM227 237H229V238H231V239H236V238H238L237 236H234V235H227ZM227 237H225V239L227 238ZM259 237V236H258ZM258 237H256V238H258ZM2 238V239H1ZM26 238V237H25ZM104 238V237H103ZM101 239V238H100ZM240 239V238H239ZM255 239V238H254ZM21 240H23V239H21ZM103 240V239H102ZM108 240V239H107ZM222 240H224V239H222ZM226 240H228V239H226ZM257 240V239H256ZM60 241H62V240H59L58 242H60ZM74 241V243L76 244V242H75V239L73 240ZM98 241V240H97ZM101 241V240H100ZM163 241V240H162ZM167 241V243H166V245H169L170 247H174V246H176V243L175 242H172V241H169V240H166ZM229 241V240H228ZM228 241H226L225 243H223L224 244V246L222 247V248H220L219 247V250H218V254H220V256H226V257H232V258H234V257H236V258H240V257H244V256H246L245 255V251L241 248V247H239L238 245H236V244H234V243H230V242H228ZM259 241V240H258ZM66 242V241H65ZM68 242L69 241H67V243H66V245L68 244ZM22 243H23V241H22ZM39 242H36V243H32V244H38ZM112 243V242H111ZM115 243V242H114ZM116 243H118V242H116ZM257 243H259V242H257ZM260 243H261V241H260ZM264 243V242H263ZM31 244V245H32ZM60 244V243H59ZM102 244V243H101ZM65 244H64V246H66ZM83 245H85V244H83ZM94 245V244H93ZM112 245H115V244H112ZM123 245V244H122ZM249 245V244H248ZM63 246V247H64ZM103 246H104V243H103ZM183 246V243L180 241L179 242V247L182 249V250H184V248L182 247ZM251 245H249V247H250ZM19 247V246H18ZM28 247V246H27ZM26 247V248H27ZM105 247V246H104ZM110 247V246H109ZM120 247H122V246H120ZM124 248H125V246H123ZM19 248H21V247H19ZM31 248H34V247H31ZM105 248H108V247H105ZM123 248V249H124ZM167 249V248H166ZM47 250H58V247H55L54 249L53 248H48ZM128 250H130V249H128ZM155 250V249H154ZM168 250V249H167ZM247 250V249H246ZM250 250V249H249ZM4 251V252H3ZM79 251H82V254H79ZM89 251V252H88ZM104 251H105V249H104ZM107 251V250H106ZM114 251V250H113ZM113 251H112V253H113ZM121 251H122V248H121ZM6 252V253H5ZM94 252V251H93ZM100 252V251H99ZM108 252V251H107ZM173 252V251H172ZM175 252H176V250H175ZM250 252V251H249ZM255 252V251H254ZM31 253V252H30ZM91 252H90V250H89V248L88 247H85V246H81L80 244H76V246H74V247H71V248H69L68 249V254H69V257H67V259H68V261H70V262H72L73 261V259L74 258H76V259H78V260H83V257L85 256V254H90ZM131 253V254H130ZM129 254H130V256H126V258H127V261H128V263L127 264H131V262L132 261H134V260H136V261H138V259H140V258H142V257H144L143 258V260L141 261V262H143L144 264H172L173 262L171 261L170 263H168V262H163L161 259H160V262H158V261H154V257H158L159 255L157 254V252H156V254L154 255V257L152 258V259H150V258H146V254L145 255H142V254H138L137 252H130ZM145 253V252H144ZM143 253V254H144ZM159 253H160V251H159ZM162 253V256H164V257H168V256H172V257H174L173 255H172V253L171 252H165V253H163V252H161ZM181 253V252H180ZM260 253V255H261V257H264V254L262 253V252H259ZM94 254V253H93ZM99 254V253H98ZM108 254V253H107ZM173 254H174V252H173ZM177 254V253H176ZM251 254V253H250ZM35 255H37V254H35ZM50 255V254H49ZM99 255H101V254H99ZM113 255H114V253H113ZM161 255V254H160ZM38 256L44 261L43 263L44 264H54L53 263V260L51 259V258H49L48 257V254H46V255H44L43 257H41L39 254H38ZM92 256V255H91ZM115 257H117V258H119L117 255H114ZM125 256V255H124ZM182 256V254L181 255H175V258H177V259H179L180 257ZM249 256V255H248ZM248 256L246 257V258H248ZM37 257V256H36ZM104 257V256H103ZM102 257V258H103ZM122 257V256H121ZM161 257V256H160ZM255 257V256H254ZM32 258H34V255H33V257ZM65 258H66V256H65ZM41 259H34V260H31V263L32 264H42V260ZM114 259V258H113ZM147 259V260H146ZM9 260L10 261H12V262H9ZM97 260H99V259H97ZM55 261V260H54ZM57 261V260H56ZM60 261V260H59ZM74 261H75V259H74ZM100 261V260H99ZM102 261V260H101ZM106 261V260H105ZM121 261H122V258H121ZM166 261V260H165ZM118 262H119V260H118ZM139 262H140V260H139ZM73 263V262H72ZM98 263V262H97ZM103 263V262H102ZM101 263V264H102ZM135 263V262H134ZM55 264H58V263H55ZM63 264H67L66 263V261H64L63 262ZM100 264V263H99ZM105 264V263H104ZM136 264V263H135Z\"/></svg>",
  "mask_w": 264,
  "mask_h": 264
}]
</instances>
